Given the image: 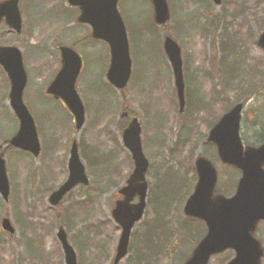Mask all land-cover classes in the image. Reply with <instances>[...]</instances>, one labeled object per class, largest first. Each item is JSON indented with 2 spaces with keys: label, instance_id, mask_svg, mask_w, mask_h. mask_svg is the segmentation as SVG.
<instances>
[{
  "label": "rangeland",
  "instance_id": "obj_1",
  "mask_svg": "<svg viewBox=\"0 0 264 264\" xmlns=\"http://www.w3.org/2000/svg\"><path fill=\"white\" fill-rule=\"evenodd\" d=\"M122 1L125 4L121 14L130 34L135 64L133 80L122 95L106 79L110 63L108 46L103 41L88 38L91 28L79 24L75 12L39 10L33 13V19L28 14L21 39L0 27L3 36L0 43L9 41L27 53L24 64L29 80L24 99L43 147L39 158L13 149L5 155L11 197L6 202L0 196V264H65L56 236L60 225L68 232L78 264H113L121 227L112 211L121 197L118 189L133 170L130 153L122 144L123 130L130 122V118L121 116L125 110L141 122L144 152L150 160L147 180L154 189L152 205H148L144 218L133 229L130 253L119 264H182L191 254L197 231L184 230L193 227L189 221L182 220L185 218L182 210L193 184V159L195 155H206L204 140L213 116L220 114L219 119L242 98L235 91L236 86L224 88V75L217 71L216 64L223 55L222 42L227 37L234 45L238 43V35L232 39L238 30L245 31L246 37L252 35L251 30L259 33L263 29L262 22L249 20L256 17L262 20L264 2L223 0L222 5L217 6L212 0H170L171 20L165 28H160L153 21V9L144 0L130 4L126 3L130 0ZM223 6L226 12L221 16ZM241 6V13H237ZM235 7L237 10L232 13ZM24 12L27 14L25 8ZM206 14L214 18V25H209ZM202 27L210 31L205 36ZM166 34L180 43L190 85L192 89L197 85L200 88L198 98L207 101L213 96L212 92L209 94L210 88L224 83L217 87L220 90L217 97L210 104L202 105L193 120L188 109L179 112L173 72L163 49ZM74 43L83 58L77 88L86 106V121L80 132L66 107L46 94V88L61 67L59 46ZM239 46L241 44L230 60L243 66L241 80L255 75L250 66L262 60V53L254 43L245 54L239 52ZM237 59L244 63H238ZM207 72L217 73L218 79H208ZM4 77V84L0 85V146L18 128L6 102L10 84L5 74ZM261 93L255 101H264V86ZM253 102L246 112L254 106ZM248 128L258 130L259 126L248 122L244 126L245 135ZM246 138L252 140L247 135ZM74 139L79 142L90 184L78 186L54 207L49 195L68 176V156ZM227 171L233 172L229 168ZM235 180L234 174L229 179L231 185ZM166 211L178 214L180 220L176 221L177 228L172 224L176 234L171 238L170 248L164 251L155 248L159 237L146 238L142 233L150 221L157 219L161 223L157 235L165 234ZM7 215L16 226L14 234L1 228L2 218ZM144 253L147 258L139 263L137 257ZM221 259L213 258L210 264H220Z\"/></svg>",
  "mask_w": 264,
  "mask_h": 264
},
{
  "label": "water",
  "instance_id": "obj_2",
  "mask_svg": "<svg viewBox=\"0 0 264 264\" xmlns=\"http://www.w3.org/2000/svg\"><path fill=\"white\" fill-rule=\"evenodd\" d=\"M220 3L221 0H215ZM81 6L80 22L90 23L93 36L107 41L111 47V64L107 73L110 82L119 89L124 88L131 75L132 61L129 52L128 36L125 24L118 11V0H70ZM155 19L164 24L170 18L166 0H153ZM6 15L8 23L18 31L21 19L17 0L0 4V18ZM264 47V33L260 37ZM165 50L172 64L181 106H184V78L182 72L181 49L171 38L165 40ZM62 67L48 87V93L61 98L73 113L78 130L85 121V108L76 89V82L82 68V59L72 48L61 47ZM0 63L8 72L12 87L11 105L20 119L18 133L12 138L15 147L30 151L35 155L40 152V145L34 120L23 102V91L27 75L22 62V55L16 47L0 46ZM241 106L237 105L212 129L209 140L218 145L221 159L228 164L243 169L244 177L232 198L218 196L212 198L216 184V171L212 164L205 160L198 161L199 182L195 192L189 197L184 207V214L204 220L208 233L195 248L185 264H208L210 256L226 247H234L236 258L229 264H260L262 250L254 240L251 231L258 220L264 219V145L260 148H248L245 152L239 137ZM125 146L132 153L135 169L127 181V186L120 190L125 198L116 204L113 210L115 220L121 225L122 233L117 247L114 264H118L129 250L131 231L144 214L148 184L145 181L149 161L145 157L141 142V126L134 119L124 132ZM70 176L50 198L57 205L64 195L79 183L88 184L85 167L78 154L75 142L69 162ZM0 191L8 198L10 186L5 161L0 154ZM140 201L132 204L135 196ZM5 229L14 232L10 220L5 219ZM58 238L63 246L66 264H78L77 254L68 242L63 227L59 228Z\"/></svg>",
  "mask_w": 264,
  "mask_h": 264
},
{
  "label": "flooded vegetation",
  "instance_id": "obj_3",
  "mask_svg": "<svg viewBox=\"0 0 264 264\" xmlns=\"http://www.w3.org/2000/svg\"><path fill=\"white\" fill-rule=\"evenodd\" d=\"M3 1H6V0H0V2H3ZM18 1H19L18 4H19V9H20V12H21V15L23 18V22H24V15L26 18L28 17V14L32 15L30 18L33 19L35 17V16H33V13L38 12L39 10H52V11H61V12H69V13L75 12L76 15H79V13H80V7L77 5L70 4L69 0H18ZM134 1L135 0H130V1H127L126 3L130 4V3H133ZM144 1L146 3H148L149 5H151L153 8V4H152L151 0H144ZM263 2H264V0H263ZM124 4L125 3L123 1L119 0L118 8L120 9V11L122 10L121 7H123ZM227 5H230V4H227ZM230 6L232 7V5H230ZM24 8L26 9L27 14H25ZM237 13H240V12H237ZM262 18L263 19L260 21L262 22L261 27L263 26V29L259 33H257V35H251L248 37L244 36L243 40L238 42V44L241 43V46H242V47L239 46V49H240L239 52L240 53L245 54L249 45L253 44V43H254V45L256 44L258 49H261V53H262V48L259 46V38H260L261 32L264 30V15L262 16ZM245 25H246V23H245ZM5 26H6V23H5V20H3V22L0 24V27H5ZM5 28H7V27H5ZM7 30L9 31V33H15L17 39H21L22 35H24V32H23L24 29L20 33L14 31L11 28H7ZM2 38H3V36L0 35V39H2ZM2 42L3 43H0V44L12 45V43L9 41L6 43L4 41H2ZM18 47L22 50L23 54L26 53L24 51L25 49L23 50L22 47H20V46H18ZM239 62L242 64L244 63L242 60H239ZM262 62L264 63V60H258L257 63H255V65L250 66L252 68V74H255V75L252 76V78H253L252 83L247 84L249 89L246 88L245 84L243 85L242 89H241V84H238L235 87V91H238V95L242 96V98H240L239 100H237L233 104H235V105L242 104V106H241V118H240V123H241L240 134H241L244 150H246L249 147H260L264 144V101H261V100L255 101V99L257 97L261 96V94H262L261 88L264 86V69H263L264 64ZM216 65H218L216 67L217 71L219 73H222V75H224L223 74L224 71L221 68V63L219 60H218V63ZM241 69H244V68H243V66L240 65L239 68L235 72H237V74H239V71ZM207 73H208V79H212L214 81V76H217V73H215V72H213V73L207 72ZM4 74H5L4 70L0 67V79H1L0 85L2 83L4 84V80H5ZM196 74H199V72L197 71ZM222 80L225 81V76ZM195 81L197 82V80H195ZM222 85H224V84H222ZM198 86L199 85H197L193 89V91L199 94L200 88ZM217 87H221V84H219L218 86H212L209 90V94H210V92H212L213 96H210V98L205 102L200 99L203 103L201 102L199 105L194 103V101H195L194 95H193L194 99H192L190 101V103L188 101H186V106H187L186 110L188 109L187 112H189V114L191 115L192 120L194 119L196 112L199 109H202V107H201L202 105L210 104L211 101L217 97L218 93L220 92V90ZM225 87L227 89L230 88V81H227V83L224 85V88ZM247 97H251L250 100H248L249 98H247ZM252 101H254L253 102L254 106L250 107L249 112H246L247 106ZM229 110H230V108L225 112H228ZM214 116H213V121H210V123H208V125L209 124L211 125L212 123L217 122L220 114L218 116H215V117ZM215 119H216V121H214ZM206 120H207V118L204 119V121H206ZM248 122L249 123L250 122H252V123L256 122V124L259 126L258 130H255L252 128L245 129L246 135L251 137L252 140L247 139L246 135L243 133L244 132V126H246ZM0 148H1V146H0ZM0 150H2V148ZM209 153H211L209 156H210V159L212 160V163L216 167L217 174H218V181H217V185H216L214 194L215 195L221 194V195H224V196L230 198L236 193L238 183L244 177L243 169L224 164L221 161L220 157L218 156L217 147L214 144H212L211 147L209 148ZM199 156L200 155H198V157ZM198 157L195 155V158L193 161V169L192 170H193L194 185L197 183V180H198V174H197L196 164H195ZM228 168L230 170H232L233 172L229 173L227 171ZM262 168L264 169V165L262 166ZM234 174L236 176V180H235V183L233 185H231V183L229 182V179ZM226 179H228V181ZM201 224L203 225V227L206 228L204 223H201ZM252 234H253L254 238L260 243V246L262 248V256L260 259V264H264V219L258 220ZM216 256L222 258L221 259L222 263L220 262L221 264H227L232 258H234L235 252L233 249H226L222 253H220Z\"/></svg>",
  "mask_w": 264,
  "mask_h": 264
},
{
  "label": "trees",
  "instance_id": "obj_4",
  "mask_svg": "<svg viewBox=\"0 0 264 264\" xmlns=\"http://www.w3.org/2000/svg\"><path fill=\"white\" fill-rule=\"evenodd\" d=\"M172 235H173V234H171L170 239L167 240L166 243L163 245V246L165 247V248H163L164 251H165V249H166V251H167V250L170 248V245H171V238L173 237ZM169 241H170V242H169ZM156 247H157V244H156ZM151 249H153V248H151ZM139 251H140V249H139ZM145 254H146V255H145ZM137 258H138L139 263H140V262H143L144 259L147 258V253H144V255L141 254V255L138 256Z\"/></svg>",
  "mask_w": 264,
  "mask_h": 264
}]
</instances>
